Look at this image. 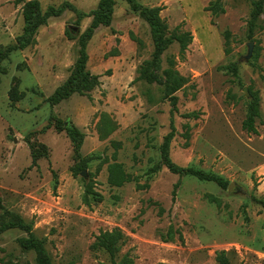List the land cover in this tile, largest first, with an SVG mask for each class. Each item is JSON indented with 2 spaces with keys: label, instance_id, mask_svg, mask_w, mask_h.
Listing matches in <instances>:
<instances>
[{
  "label": "rangeland",
  "instance_id": "rangeland-1",
  "mask_svg": "<svg viewBox=\"0 0 264 264\" xmlns=\"http://www.w3.org/2000/svg\"><path fill=\"white\" fill-rule=\"evenodd\" d=\"M27 1L0 0L1 52L23 33ZM37 1L44 11L69 3L78 12L67 9L51 18L34 45L0 64L3 208L33 223L53 264H112L110 254L95 243L114 229L127 237L117 263L128 257L134 264H219L218 255L225 252L228 264H264V14L262 29L250 39L251 0H138L163 7L169 33L193 36L184 58L178 43L163 56V69L173 62L188 80L177 93L171 158L180 167L223 177L228 187L234 183L230 192L162 165L160 147L171 131L172 106L161 86L137 80L154 46L149 25L125 0H116L111 26L98 28L87 41V71L99 77L100 86L51 105L49 98L76 67L80 42L92 23L85 15L100 0ZM218 1L224 12L214 11ZM226 31L231 33L229 56ZM258 42L260 68H254ZM233 63L239 78L230 72ZM249 88L261 97L258 135L243 129ZM12 90L18 100L11 99ZM191 113L199 118H188ZM58 120L85 135L81 158L66 132L56 129ZM113 163L122 164L133 181L110 185ZM157 166L160 170L152 173ZM144 185L148 188H139ZM170 227L182 233L184 243L177 234L174 242L162 240ZM24 236L19 230L2 235L0 260L35 264V255L17 243Z\"/></svg>",
  "mask_w": 264,
  "mask_h": 264
},
{
  "label": "trees",
  "instance_id": "trees-1",
  "mask_svg": "<svg viewBox=\"0 0 264 264\" xmlns=\"http://www.w3.org/2000/svg\"><path fill=\"white\" fill-rule=\"evenodd\" d=\"M133 12L139 14V16L149 25L151 30V37L153 41L154 50L149 60L143 62L138 70L139 81H144L150 85L157 84L163 89L164 99L168 100L172 106L171 111V131L165 136L164 141L160 147L162 165L167 168L171 173L180 177H195L200 181L213 182L219 187L226 189L228 187L227 181L216 174H211L203 170L194 167H180L175 164L171 158V145L176 136V127L174 124V115L178 112L179 97L177 93L183 89L188 80L179 74L174 68L175 63L170 62L168 69L162 68L163 56L170 49L172 45L178 43L180 45V56L184 58L185 52L188 46L193 40L191 33H169L168 26L161 17L163 7H148L141 4L138 0H125ZM253 4V10L251 12L250 20L248 22V36L253 39L256 32L262 29L259 24L260 17L264 14V0H251ZM116 0H100L98 6L90 14L85 15L92 18V23L80 42V56L76 63V67L73 74L69 79L59 87L55 94L49 98L51 105L55 106L61 101L70 98L74 94L88 95L100 86L98 76H94L87 71L88 54L86 51L87 41L92 38L95 31L100 27H110L113 22V16L115 12ZM214 11L224 10L221 7L220 2H216L214 5ZM67 9L76 11V8L69 3L63 4L57 8L49 7L44 11L41 4L37 0H31L24 2L23 5V17L24 28L23 33L17 37L16 43L13 46L8 47L7 50L0 51V64L7 59L12 53L22 51L36 42V36L41 27L47 25L51 18L60 17ZM84 16V14H83ZM70 37L72 35L68 33ZM225 44L226 54H231V33L225 32ZM261 46L259 42L255 48V54L253 56V63L251 65L254 68H260L258 65L261 56ZM230 72L239 78V66L237 63L230 65ZM250 101L248 103V110L245 120L243 121V129L249 133L258 135L257 121L261 119V97L258 91L253 88H249ZM17 91L12 90L10 97L12 100H18L16 98ZM198 113L188 114L187 117H198ZM56 129L59 131H65L70 138L77 158H81L80 150L84 144L85 135L73 124L65 123L60 120L56 122ZM114 130V129H112ZM33 164L36 162V156L32 154ZM84 168L79 167L78 170ZM160 167H154L151 172L157 173ZM133 178L126 173L122 164L113 163L109 166V183L114 187H123L127 183H131ZM180 186V182L175 185V190ZM139 188H148V185L139 186ZM92 192V191H90ZM176 191H174L175 193ZM212 202H216L218 206L220 202L214 197H210ZM0 237L7 232L19 230L25 233L26 236L17 239L19 247L26 253H33L35 255V264H53L52 259L45 247V242L39 239L34 234V226L32 222L26 221L22 216L12 211L3 208L0 199ZM160 208V212H162ZM178 239L184 243V237L180 231L170 227L167 234L163 235L162 240L165 243L174 242ZM127 237L120 229H114L113 231L102 232L96 240V247L100 248L110 254L114 262L112 264H134L132 259L124 257L119 263L115 261L116 256L120 253L122 246L126 243ZM219 264H228V259L225 252H221L218 255ZM1 264H22L14 261L0 260ZM30 264V263H26Z\"/></svg>",
  "mask_w": 264,
  "mask_h": 264
},
{
  "label": "water",
  "instance_id": "water-1",
  "mask_svg": "<svg viewBox=\"0 0 264 264\" xmlns=\"http://www.w3.org/2000/svg\"><path fill=\"white\" fill-rule=\"evenodd\" d=\"M252 48H253V45L251 44L250 45V52H252ZM245 91L247 92V89H245ZM235 188V185L234 183L230 184L229 187H228V191L232 192Z\"/></svg>",
  "mask_w": 264,
  "mask_h": 264
}]
</instances>
